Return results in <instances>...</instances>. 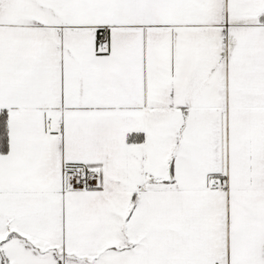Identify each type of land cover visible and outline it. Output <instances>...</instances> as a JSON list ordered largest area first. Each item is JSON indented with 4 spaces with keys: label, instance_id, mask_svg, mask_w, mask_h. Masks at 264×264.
Masks as SVG:
<instances>
[{
    "label": "snow or ice",
    "instance_id": "obj_1",
    "mask_svg": "<svg viewBox=\"0 0 264 264\" xmlns=\"http://www.w3.org/2000/svg\"><path fill=\"white\" fill-rule=\"evenodd\" d=\"M0 264H264V0H0Z\"/></svg>",
    "mask_w": 264,
    "mask_h": 264
}]
</instances>
